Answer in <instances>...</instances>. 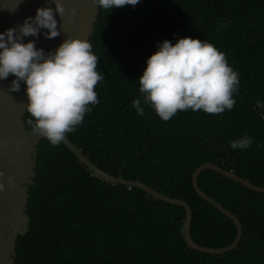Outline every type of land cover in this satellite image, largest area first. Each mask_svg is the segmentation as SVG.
<instances>
[{"label":"trees","instance_id":"obj_1","mask_svg":"<svg viewBox=\"0 0 264 264\" xmlns=\"http://www.w3.org/2000/svg\"><path fill=\"white\" fill-rule=\"evenodd\" d=\"M109 11L98 7L88 40L104 76L95 87L99 103L67 139L105 173L186 202L197 245H230L232 221L198 197L191 175L212 163L264 187V0H140ZM184 37L213 44L239 72L235 106L216 115L178 112L164 122L145 105L138 116L132 102L141 98L146 60L158 42ZM244 135L251 146L231 149ZM34 172L29 230L16 240L14 264H264V193L214 171H202L197 185L242 228L237 248L222 255L187 246L183 208L102 181L62 143L39 141Z\"/></svg>","mask_w":264,"mask_h":264},{"label":"clouds","instance_id":"obj_2","mask_svg":"<svg viewBox=\"0 0 264 264\" xmlns=\"http://www.w3.org/2000/svg\"><path fill=\"white\" fill-rule=\"evenodd\" d=\"M19 3L17 0L16 7L7 10L14 13ZM93 3L112 11L124 6L134 8L140 0ZM50 4L55 8H37L35 17L25 18L21 25L0 33V80L10 74L15 77L9 92H19L21 82L26 85L24 108L28 118L24 125L52 146H58L99 103L95 87L104 76L97 71L98 57L88 40L67 38L55 52L48 53L37 49L34 40L24 43L26 37L38 38L41 29H47L43 33L46 39L60 36L54 17L63 19L65 7L62 0H50ZM75 14L73 9L71 16ZM138 83L141 98L132 102L137 115L145 114L146 105L167 122L178 112L200 110L216 115L232 110L239 90V72L229 66L226 55L213 44L184 37L175 44L168 40L158 42ZM253 142L252 137L244 135L229 145L233 150H247ZM5 183L12 186V178L0 182V192L5 190Z\"/></svg>","mask_w":264,"mask_h":264},{"label":"water","instance_id":"obj_3","mask_svg":"<svg viewBox=\"0 0 264 264\" xmlns=\"http://www.w3.org/2000/svg\"><path fill=\"white\" fill-rule=\"evenodd\" d=\"M62 3L65 7L64 18L60 19L58 15L54 17L57 19L60 36L46 39L43 33L47 29H41L38 38L26 37L24 43L34 40L37 49H43L45 53H48L55 52L67 38L89 40L97 19L98 5L93 3V0H62ZM16 4L17 0H0V33L21 25L25 18L35 17L37 8L45 6L55 8L54 4H50V0H20L14 13L7 10L15 8ZM73 9H76L75 16H71ZM70 16L71 19H69ZM14 79L15 77L10 74L7 79L0 80V172L4 173V176L0 177V182L7 181L9 177L12 178V186L5 183V190L0 192V264H14L16 240L28 233L29 218L26 214L28 192L35 177L37 144L44 139L26 129L22 119L25 114L24 104L27 102L26 85L21 82L19 92H9L8 88ZM62 144L79 163L102 181L112 185L137 188L155 200L183 208L182 235L184 241L190 249L202 254L222 255L232 251L237 248L242 235V228L237 218L199 189L197 177L202 171H214L246 189L264 193V187L252 185L247 180L212 163H205L195 169L191 175V185L195 193L232 221L236 230L235 238L230 245L219 249L205 248L197 245L190 237L191 210L186 202L164 196L138 181H129L105 173L84 156L67 137Z\"/></svg>","mask_w":264,"mask_h":264}]
</instances>
